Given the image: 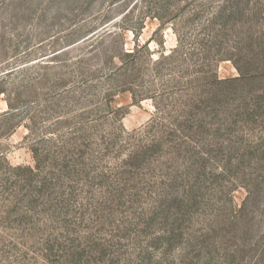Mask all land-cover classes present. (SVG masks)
Wrapping results in <instances>:
<instances>
[{"label":"rangeland","instance_id":"1","mask_svg":"<svg viewBox=\"0 0 264 264\" xmlns=\"http://www.w3.org/2000/svg\"><path fill=\"white\" fill-rule=\"evenodd\" d=\"M225 2L0 0V264H264V0Z\"/></svg>","mask_w":264,"mask_h":264},{"label":"trees","instance_id":"2","mask_svg":"<svg viewBox=\"0 0 264 264\" xmlns=\"http://www.w3.org/2000/svg\"><path fill=\"white\" fill-rule=\"evenodd\" d=\"M225 3H232L231 7L222 8L215 16V20H233L235 17L239 16L242 12H240L239 7L244 4V0H225ZM11 108V105H9ZM8 114L2 115V117H7Z\"/></svg>","mask_w":264,"mask_h":264}]
</instances>
